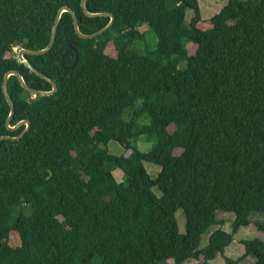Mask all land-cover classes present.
<instances>
[{
    "label": "trees",
    "instance_id": "16d2710c",
    "mask_svg": "<svg viewBox=\"0 0 264 264\" xmlns=\"http://www.w3.org/2000/svg\"><path fill=\"white\" fill-rule=\"evenodd\" d=\"M63 7L83 34L110 22L85 16L81 0H0V137L26 128H6L8 72L52 90L18 52L45 49ZM86 8L112 14L113 26L84 40L64 12L52 49L25 55L55 82V94L33 96L17 77L8 80L10 124L29 121L30 129L19 141H0V264H210L218 256L238 264L225 252L239 231L264 233L252 217H264V0H229L206 22L198 0H87ZM187 10L194 14L188 24ZM140 25L155 33L156 51L133 49ZM184 41L196 46L194 55ZM137 100L142 107L125 120ZM143 117L148 124L138 122ZM152 136V150L141 151L139 139ZM111 141L121 156L109 154ZM144 163L161 168L155 180ZM219 211L234 214L231 232ZM239 242L244 257L264 264L263 240Z\"/></svg>",
    "mask_w": 264,
    "mask_h": 264
},
{
    "label": "rangeland",
    "instance_id": "374dc122",
    "mask_svg": "<svg viewBox=\"0 0 264 264\" xmlns=\"http://www.w3.org/2000/svg\"><path fill=\"white\" fill-rule=\"evenodd\" d=\"M229 0H198L199 8H200V16L203 22H206L210 20L212 17L217 15L223 7L228 3ZM245 1V0H244ZM194 14L192 10L186 11V23L188 24L191 19L193 18ZM142 36V38L138 41H136L133 44V49L137 51L138 53L144 54L145 52L152 53L156 51L157 48V37L155 33L149 29L148 25H140L137 29ZM183 45L188 53V56L194 55L196 51V46L193 45L190 42L184 41ZM18 49H15V52H18ZM186 67V63H183L181 65V69H184ZM142 107V101L137 100L135 102V105L127 110L124 114V119L129 121L135 111L139 110ZM140 124H148V120L143 117L138 120ZM156 144V137L152 136L150 137L149 141L146 140L145 137H142L139 139L137 146L138 148L143 152H149L152 150L153 146ZM108 152L111 155L114 156H121L124 152V149L115 141H111L108 145ZM144 166L151 177L152 180H155L161 171V168L155 164L152 163H144ZM108 169H113L114 167L112 165H107ZM113 175L115 179L118 182L123 181V174L119 170H114ZM152 192L157 196L161 197V192L157 187H154L152 189ZM218 219H221L224 221L223 229L227 232H231V223L234 220L235 216L232 213H225L219 211L217 213ZM177 224H178V230L179 234L183 235L186 232V219L185 215L182 212V210H178L175 214ZM254 220L258 222L264 223V217L258 214H253ZM218 227L213 226L211 227L202 237H201V243H200V249L205 248L208 245V239L211 233H213L215 230H217ZM261 239L264 241V233L256 230L255 228H242L239 233L237 234L235 241L226 249L225 255L232 260H239L238 264H254L255 259L251 257H244V247L240 244V240H249V239ZM99 261L95 259L93 264H98ZM166 264H174L172 260L166 261ZM185 264H198L194 260H189ZM210 264H226L223 257L218 256L214 261L210 262Z\"/></svg>",
    "mask_w": 264,
    "mask_h": 264
},
{
    "label": "water",
    "instance_id": "95a60500",
    "mask_svg": "<svg viewBox=\"0 0 264 264\" xmlns=\"http://www.w3.org/2000/svg\"><path fill=\"white\" fill-rule=\"evenodd\" d=\"M86 2L87 0H81V8H82V11L84 13L85 16H87L88 18H97V17H108L110 18V22L109 24L103 28L102 30L100 31H97L93 34H90V35H87V34H83L80 29H79V23H78V19H77V16L76 14L74 13L73 10H71L70 8L68 7H63L61 9H59L58 13H57V16L55 18V22H54V26H53V30H52V35H51V40H50V43L49 45L43 49V50H38V51H31V50H26V49H22L18 52V59L19 61L24 64L31 72H33L36 76H38L39 78L45 80L46 82H48L51 87H52V90L49 91V92H43V91H38V90H35L31 87H29L26 82L24 81V78L21 76V74L17 71H10L8 72L5 77H4V80H3V84H2V90H3V93H4V96L6 98V101L8 103V105L10 106V114H9V117L6 121V128L11 131V132H14L16 130H18L19 128H21L22 126H25V130L20 134V136L18 137H15V138H12V137H8V136H4V137H0V141H3V140H11V141H19L21 140L25 134L29 131L30 129V122L29 121H21L19 122L18 124H16L14 127L11 126V120L14 116V112H15V107H14V104L8 94V90H7V84H8V80L10 77L14 76V77H17L21 87L26 91L28 92L29 94H32L33 96H42V97H49V96H52L53 94L56 93L57 91V85L55 84V82H53L50 78L46 77L45 75H43L41 72H39L38 70H36L26 59H25V55H29V56H41V55H44V54H47L53 47L54 43H55V39H56V32H57V27H58V24H59V21H60V18H61V15L66 12V13H69L72 17V20H73V26H74V30L77 34V36L81 39H84V40H91V39H94V38H97L99 36H101L102 34H104L105 32H107L114 24V16L110 13H90L87 8H86ZM78 53H76V60L74 62V64L72 65V67H74L76 65V63L78 62Z\"/></svg>",
    "mask_w": 264,
    "mask_h": 264
},
{
    "label": "crops",
    "instance_id": "0c3cea01",
    "mask_svg": "<svg viewBox=\"0 0 264 264\" xmlns=\"http://www.w3.org/2000/svg\"><path fill=\"white\" fill-rule=\"evenodd\" d=\"M246 1V0H245Z\"/></svg>",
    "mask_w": 264,
    "mask_h": 264
}]
</instances>
